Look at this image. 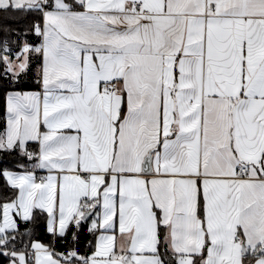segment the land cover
I'll return each mask as SVG.
<instances>
[{"label":"snow or ice","instance_id":"snow-or-ice-1","mask_svg":"<svg viewBox=\"0 0 264 264\" xmlns=\"http://www.w3.org/2000/svg\"><path fill=\"white\" fill-rule=\"evenodd\" d=\"M0 19V154L23 160L0 169L6 264H264V0H0Z\"/></svg>","mask_w":264,"mask_h":264},{"label":"trees","instance_id":"trees-1","mask_svg":"<svg viewBox=\"0 0 264 264\" xmlns=\"http://www.w3.org/2000/svg\"><path fill=\"white\" fill-rule=\"evenodd\" d=\"M6 23L2 19H0V27L3 26V24ZM16 25H13L15 27ZM3 36V32H0V37ZM38 89L37 86L34 84L33 79L29 78L26 83L24 84V90H34ZM3 111V98L2 95H0V113ZM23 160L19 159L15 154L13 155H7V154H0V169L7 168L11 169L14 168L11 165L22 163ZM3 180L0 179V195L6 194L3 192L2 189ZM88 229V223H84L81 233H80V250L84 251V248L89 240H92V235L87 231ZM33 239L35 241H40L41 243H44L45 245L49 244L51 242V236L45 231L44 223L41 221L39 226L35 229ZM69 244H70V238H69ZM68 244H65L63 242H57L56 249L57 251H64L66 247H68ZM0 264H6V262L3 260L2 257H0Z\"/></svg>","mask_w":264,"mask_h":264},{"label":"crops","instance_id":"crops-1","mask_svg":"<svg viewBox=\"0 0 264 264\" xmlns=\"http://www.w3.org/2000/svg\"><path fill=\"white\" fill-rule=\"evenodd\" d=\"M34 90H38V89H35L34 88ZM34 90H32V91H34ZM9 170H11V171H19V169H15V168H11V169H9ZM90 223V222H89ZM89 223H88V226H89ZM40 242V241H39Z\"/></svg>","mask_w":264,"mask_h":264},{"label":"built area","instance_id":"built-area-1","mask_svg":"<svg viewBox=\"0 0 264 264\" xmlns=\"http://www.w3.org/2000/svg\"><path fill=\"white\" fill-rule=\"evenodd\" d=\"M11 166L14 167L15 169H17L14 164H12Z\"/></svg>","mask_w":264,"mask_h":264}]
</instances>
